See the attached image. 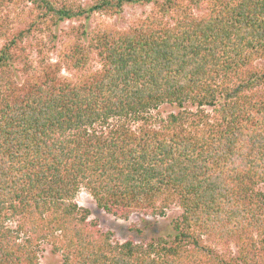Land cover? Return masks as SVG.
Here are the masks:
<instances>
[{
  "label": "trees",
  "instance_id": "trees-1",
  "mask_svg": "<svg viewBox=\"0 0 264 264\" xmlns=\"http://www.w3.org/2000/svg\"><path fill=\"white\" fill-rule=\"evenodd\" d=\"M90 1L0 0V264H39L43 242L63 264H264V0ZM151 3L54 62L25 55L65 20ZM81 188L124 219L177 206L173 233L119 242Z\"/></svg>",
  "mask_w": 264,
  "mask_h": 264
},
{
  "label": "rangeland",
  "instance_id": "rangeland-1",
  "mask_svg": "<svg viewBox=\"0 0 264 264\" xmlns=\"http://www.w3.org/2000/svg\"><path fill=\"white\" fill-rule=\"evenodd\" d=\"M81 2L86 6L91 4L90 0H81ZM158 15L159 9L152 3L147 5L125 4L120 14L111 15L106 12H97L91 14L88 19L80 17L65 20L58 25L56 29L58 36L53 42L48 41L50 35L43 32L36 37L25 39V55H27L29 63L34 67L40 65L41 61H43V64L47 60L54 62L60 59V55L63 56V51H66L75 43L76 37L84 29H97L98 26L128 28L142 22L145 23L148 19L150 20L153 16ZM11 28V22L8 20V29L11 30ZM80 36L85 37L82 33ZM63 66L65 68L66 63L61 67L62 75L67 77L77 76L78 72L74 70L68 71ZM98 66L97 56L91 53L86 70H94ZM173 110V107L163 105L158 110L153 111V113L164 116ZM258 187L264 192V183ZM75 200L80 206L90 210L89 219H95L101 230L112 231L113 238L119 242L129 238L135 241H147L158 236L169 238L170 234L173 233L171 222L180 214V209L177 206H171L163 216H144L139 213H133L127 219L119 218L97 208L95 200L85 188L79 190ZM232 251H234L233 247ZM39 264H63V262L60 253L53 252L51 246L47 242H43L39 247Z\"/></svg>",
  "mask_w": 264,
  "mask_h": 264
}]
</instances>
